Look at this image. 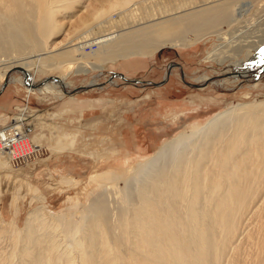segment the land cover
<instances>
[{
	"label": "bare ground",
	"instance_id": "6f19581e",
	"mask_svg": "<svg viewBox=\"0 0 264 264\" xmlns=\"http://www.w3.org/2000/svg\"><path fill=\"white\" fill-rule=\"evenodd\" d=\"M79 1L0 0V52L16 55L0 60V78L20 69L25 79L10 76V82L25 86L28 96L49 94L65 78L36 85L35 73H88L119 60L134 70L145 62L133 57L191 47L213 36L223 42L210 52L220 65L229 59L241 65L244 53L249 63L264 61V47L250 54L264 43V8L256 10L260 16L246 18L261 0H93L71 36L54 46L56 16ZM228 82L233 83L220 84ZM14 117L27 120L23 113ZM28 129L10 154L3 150L0 156L12 164L30 156ZM129 173L145 176L135 180L128 200L116 187L128 179L123 173L108 169L90 176L94 189L112 187L119 201L107 195L118 203L111 209L106 198L96 196L91 204L97 212L84 225L41 208L30 211L22 227L7 224L9 231L0 230V237H10L2 244L7 250L0 248V264H264V101L214 115L198 130L163 143ZM57 182L77 185L73 178Z\"/></svg>",
	"mask_w": 264,
	"mask_h": 264
},
{
	"label": "rangeland",
	"instance_id": "374dc122",
	"mask_svg": "<svg viewBox=\"0 0 264 264\" xmlns=\"http://www.w3.org/2000/svg\"><path fill=\"white\" fill-rule=\"evenodd\" d=\"M80 1L73 10L61 9L56 16L60 29L54 46L71 36L78 18L86 12L84 7L89 9L95 2ZM259 2L247 13V19L260 16L256 10L264 8V0ZM263 15L259 20L264 19ZM222 43L213 36L191 47L164 48L149 58L133 57L131 60L145 62L134 70L119 60L88 73H76L74 68L67 71L66 67L62 73H35L36 85L65 78L63 85L49 94L28 96L25 86L9 81L13 76L24 78L16 70L0 78V89L8 79L0 93V128L7 126L14 115L23 113L27 120L22 124L29 126L27 136L32 151L16 164L6 155L0 156L4 163L0 165V219L4 221L0 230L9 231L7 224L11 222L22 227L28 213L38 208L56 218L62 216L60 220L70 216L84 225L97 212L91 204L96 196L108 195L119 201L112 187L104 188L107 193L103 188L102 192L94 189L90 176L108 169L123 173L128 179L118 180L116 187L124 198L132 199L137 181L145 176L144 170L131 176L129 172L136 163L155 154L176 136L198 130L235 104L264 101V61L249 63L244 53L238 58L241 65L232 63L237 59L220 65L210 52ZM262 47L264 43L250 54L257 55ZM94 50L95 47L87 48L85 52ZM0 54V60L16 56ZM227 79L233 83L220 84ZM9 100L11 105L4 110ZM36 117L40 120H34ZM62 178L76 179L77 185H58ZM110 200H106L108 206H118ZM7 238L9 235L0 237L4 240L0 242L3 251L7 250V244L2 245Z\"/></svg>",
	"mask_w": 264,
	"mask_h": 264
},
{
	"label": "built area",
	"instance_id": "2783aa9c",
	"mask_svg": "<svg viewBox=\"0 0 264 264\" xmlns=\"http://www.w3.org/2000/svg\"><path fill=\"white\" fill-rule=\"evenodd\" d=\"M17 128V129H16ZM25 125H23L20 121L14 119L10 120L7 124V128L2 130V132L6 135L5 137H0V151L3 150L8 152L11 146H15L23 140L25 135ZM8 150V151H7ZM14 150V149H13ZM16 151V150H14ZM10 154V152H8ZM20 156H17L18 159ZM20 161V160H18ZM17 161V163H18Z\"/></svg>",
	"mask_w": 264,
	"mask_h": 264
},
{
	"label": "water",
	"instance_id": "95a60500",
	"mask_svg": "<svg viewBox=\"0 0 264 264\" xmlns=\"http://www.w3.org/2000/svg\"><path fill=\"white\" fill-rule=\"evenodd\" d=\"M16 71L21 72L20 69H17ZM7 84H8V79H6V80L4 81V83L2 84V87H1V89H0V93L4 90V88L7 86Z\"/></svg>",
	"mask_w": 264,
	"mask_h": 264
},
{
	"label": "crops",
	"instance_id": "0c3cea01",
	"mask_svg": "<svg viewBox=\"0 0 264 264\" xmlns=\"http://www.w3.org/2000/svg\"><path fill=\"white\" fill-rule=\"evenodd\" d=\"M8 102H9V103H5V107H3V108H4V110H6V109L8 108V106H10V105H11L10 103H11L12 101H11V100H9Z\"/></svg>",
	"mask_w": 264,
	"mask_h": 264
}]
</instances>
